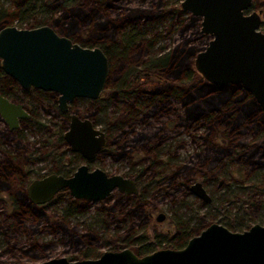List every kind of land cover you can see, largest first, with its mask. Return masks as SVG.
Instances as JSON below:
<instances>
[{
	"label": "trees",
	"instance_id": "1",
	"mask_svg": "<svg viewBox=\"0 0 264 264\" xmlns=\"http://www.w3.org/2000/svg\"><path fill=\"white\" fill-rule=\"evenodd\" d=\"M180 1L139 0L129 5L130 0H0V29L14 23L24 28L48 25L74 41L102 48L109 72L107 87L99 97L107 104H115L107 127L119 130V135H131L125 143L118 144L123 152L149 149L156 133H134L131 124L142 119L139 116L157 118L171 113L170 103L176 101L182 108L185 133L191 138L200 137L206 149L227 153L228 163L237 160L263 167L264 160H258L264 157L263 111L240 85L209 84L194 69V57L203 46L190 43L184 33L191 27L202 41L205 35L199 32V18L184 13ZM173 33L178 34L179 41L171 46L162 43ZM189 128L201 133H189ZM245 129L260 134V138L241 141ZM4 134L19 143L13 134ZM20 160L21 153L0 164V190L12 193L15 189L13 198L18 193L24 195L15 174L11 175L15 162ZM11 203L10 217L17 223L39 218V213L24 200ZM140 206L146 207L143 202ZM195 219L201 224L204 216ZM229 227H235L233 220ZM191 229L195 228L183 230L186 236L193 235ZM0 264L18 263L5 260Z\"/></svg>",
	"mask_w": 264,
	"mask_h": 264
},
{
	"label": "water",
	"instance_id": "2",
	"mask_svg": "<svg viewBox=\"0 0 264 264\" xmlns=\"http://www.w3.org/2000/svg\"><path fill=\"white\" fill-rule=\"evenodd\" d=\"M252 1L181 0L180 6L183 12L200 18V32L209 37L207 46L194 57V69L209 84L240 85L264 113V32L259 30L261 11H251ZM0 67L24 88L58 93L62 110L74 98L97 99L108 72L101 49L81 47L48 26L1 28ZM0 115L9 128L26 116L21 105L1 97ZM64 138L72 149L87 152V156L104 145L103 133L74 115ZM62 189L90 201L103 200L115 189L127 194L137 191L129 178L81 166L70 178L50 176L34 181L28 195L34 203H44ZM190 189L195 196L210 201L201 183ZM37 264H264V226L253 224L246 230L232 231L211 223L181 249H159L143 256L122 249L105 251L95 259L58 257Z\"/></svg>",
	"mask_w": 264,
	"mask_h": 264
},
{
	"label": "flooded vegetation",
	"instance_id": "3",
	"mask_svg": "<svg viewBox=\"0 0 264 264\" xmlns=\"http://www.w3.org/2000/svg\"><path fill=\"white\" fill-rule=\"evenodd\" d=\"M259 1L261 2L259 3ZM262 6H264V0H253L251 11H261L262 17L264 14V8H262ZM50 28L58 36L68 38L70 41L78 44L81 47H98L102 50V48H100L99 46L84 45L80 42L74 41L68 36L58 34L52 27ZM200 34L202 33L200 32ZM108 72L103 89L107 87L106 85L108 81ZM0 97L15 105H21L22 110L26 114V116L18 118L16 126L13 128H9L0 115V121L3 123V126L0 128V164L4 162L3 159L10 158L11 156H17L21 153V160L15 162V165L11 170V175L15 174V182L16 184H18V186H20L22 190H24V195L18 193V195L15 196L17 198H13L14 196L12 195V193L15 191V189L12 193L0 190V201H3L6 207L10 208L9 211H6L9 216L11 214L10 212L13 211V204L11 203L12 200H24V202L28 204V206L32 207L39 213L38 219L31 218L28 220H44V222H46L47 220V222H50L49 216L47 215V213H45V206L49 205L52 202H61L63 206L60 216H62V219H67L70 217L78 218L80 216H83L88 211L90 203L116 198L117 203L105 207L106 209L105 211H103L100 221L102 223L103 230L107 231V229H109V222L106 219V217L109 215L116 216L117 221L118 218H121L120 216L123 215L124 221H127L129 223L134 217H143L146 223V226L144 225V231L145 227H148V224L151 220L154 219L158 223H164L168 219L167 214L160 211L159 209H156V207H154L153 209V207L148 204L149 202L147 201V190L150 187V184H152L153 182L158 183L160 178L172 179L173 177H175V175L177 174H173V169L176 170L180 168H188L180 164L183 163V161H181L180 159L179 161L178 157L175 156L172 151L169 152V149L167 147L165 148L166 150H162L161 145L166 140L165 137H158L155 134V136H152L153 145L149 149L146 148L145 150H136L133 148L132 150H128V153H125L122 151V149L119 148V141L116 139V135H114L115 132H118L119 130L111 129L106 125V122L108 121V119H111L113 113L107 114L106 112H104L103 106L97 107L93 111L90 109V107H85L83 113H81V110H79L80 107L76 104H73L78 98H74L71 102H67V108L62 110L59 108L58 93L50 90L45 91L42 89H37L35 87L24 88L14 78L4 73L2 69L0 73ZM95 100L99 102L105 101L104 99H100V97ZM41 110L45 111L46 113H51V117L47 120V122L43 121V112L41 113ZM73 115L79 118L81 121L88 120L92 124L94 129L99 130L103 133L104 145H102L101 148L94 152L91 156H87V152H80L78 150L72 149L71 145L64 138L65 133L69 130ZM170 115L171 113L161 114L154 119L158 120L161 116H163L165 118L164 122L166 128L170 126V129H173L175 127V124L172 122V119L169 118ZM182 118L183 115L181 116V120L183 121ZM137 120L138 119H136L135 121ZM183 122V124L179 123L177 124V126L181 125L184 127L185 121ZM98 125H101L102 127L98 128ZM4 131L9 133L10 135L13 134L16 139H19V143L15 144L13 139H11V136L6 138ZM191 140L193 142L201 140L202 144L204 143L202 138L200 137L191 138ZM181 145L182 143H179L177 146L181 147ZM197 157L199 158V156ZM108 159H126L128 161L129 167L125 173L121 174L119 171H116V173L111 174L101 168V166L99 165H103ZM175 160H177V163L174 162ZM81 166H86L88 171L101 169L106 172L107 175H120L123 178H129L134 182V186L136 187L137 191L136 193L127 194L115 189L103 200L90 201L83 198H75L74 196L69 194L68 189H62L56 192L50 199L46 200L44 203H34L30 199L28 195V188L34 181H39L50 176L70 178ZM194 168L195 169L191 170L194 172V174L193 172L191 174L190 172L187 173V175H185L184 181L182 180V182L180 183V185H184L186 191H189L192 195L194 194L190 189L191 185L199 182L204 187V181L208 179V176H211L209 173L205 172V170L204 172H202L201 169H196V167ZM168 170L171 172L170 175H167ZM188 175L189 178L187 179ZM197 175L199 177H196ZM204 189L209 195V202H206L202 198H199L195 195L194 196L202 201L201 204H210L212 202V197L205 187ZM142 202L144 203V207L146 206L145 209L140 206V203ZM77 211L80 212L78 213ZM196 216H204V214H196ZM194 222L196 223L197 227H194V225H192V227H194L195 229H191L193 235L190 237L186 236L187 234L183 230H187L188 227L191 226L187 221H184L183 223H181L182 226L176 225V230L175 232H173L174 234H172L171 230H166L165 233H163V236L151 231L150 233L142 231L140 234H135L136 231L133 230V228H131L130 230L131 233H127L129 229L126 228V226L124 227V229L126 228V233L124 232V234L122 235H117V237L108 236L107 234H105L103 237L96 238L92 236L90 239H81V244L84 249L79 250L74 255L68 257L70 259H67L71 261L95 259L105 251H119L122 249H130L138 256H143L159 249H181L186 245L187 241L191 237L198 235L203 230H199L198 227L200 224L196 222V219ZM49 225H51V229H68L65 225H61L60 223H56L55 221H51ZM207 226H205L204 229ZM197 228L198 230H196ZM101 246H104L105 249L97 252L96 249Z\"/></svg>",
	"mask_w": 264,
	"mask_h": 264
},
{
	"label": "rangeland",
	"instance_id": "4",
	"mask_svg": "<svg viewBox=\"0 0 264 264\" xmlns=\"http://www.w3.org/2000/svg\"><path fill=\"white\" fill-rule=\"evenodd\" d=\"M137 1L139 0H130L129 5H133ZM261 19L262 25L259 30L264 32V14ZM200 22L201 20L198 19L199 27ZM13 26L24 28L19 27L16 23ZM184 37L189 38L190 43L193 45L199 47L202 45L203 49L209 41L207 35L202 38V41L195 29L191 27L184 33ZM179 39L178 34L173 33L170 38H164L162 43H167L168 46H171L172 43H176ZM204 42L206 43L204 44ZM139 100L142 101L143 97L139 98ZM112 101L114 102V100ZM73 104L80 107L81 113H83L85 107H90L93 111L97 107L103 106V111L107 114H110L115 108V104H107L106 100L99 102L97 100L78 98ZM170 104L173 109L169 118L175 124L173 129H170V126L166 128L163 116L159 118L160 120L139 116L142 119H138L131 124L138 133H156L158 137H165L166 140L161 145L162 150L167 147L169 152L172 151L178 157V160L183 161L180 164L188 168L173 169V174H177L175 177L172 179L160 178L158 183L153 182L150 184L147 190L148 204L153 209L156 207V209L167 214L168 219L164 223H158L153 219L149 222L148 227H145L144 231L146 223L143 217H134L129 223L124 221L123 215L118 218V221L116 216L109 215L106 217L109 222V229L107 231L103 230L100 221L103 211L106 209L105 207L117 203V199L112 198L106 201L90 203L88 211L83 216L67 219H62V216H60L63 206L61 202H52L45 206V213L49 216L50 222H47V220L46 222L44 220H26L23 224H19L11 219L6 212L10 208L6 207L3 201H0V262L7 260L18 264H37L51 258H68L79 250L84 249L81 239H90L92 236L96 238L103 237L105 234L117 237V235L126 233V228L129 229L127 233H131L130 230L133 228L136 231L135 234H140L142 231L150 233L151 231L163 236L166 230H171L172 234H174L176 225L182 226L181 223L184 221H187L190 226L194 225V227H197L194 222L196 214H204L205 216L199 226V230L204 229L210 223H219L232 231L246 230L255 223L264 226V166L259 167L257 163L244 164L243 161L237 160H233V163H228L230 157L227 153L215 152L210 148L206 149L201 140L193 142L185 133L186 128L181 125L177 126L179 123H184L181 120L182 108L179 103L172 101ZM42 112L43 121L47 122L51 117V113L41 110ZM2 126L3 123L0 121V128ZM101 127V125H98V128ZM128 129V126H126L124 131L127 132ZM191 129L193 128L188 129L189 133H201V131ZM244 131L241 133V141L260 138V134L254 135L249 129ZM120 134H122V131ZM114 135H116L115 137L120 145L131 137L129 134L119 136V131L115 132ZM179 143H182L181 147L177 146ZM258 160L262 162L264 157ZM174 162L177 163V160ZM99 165L111 174L116 173V171L121 174L125 173L129 167L126 159H108L103 165ZM194 167L201 169L202 172L204 170L210 171L209 174L211 176H208V179L204 181V187L212 197L210 204H201V200L189 191L187 192L184 185H180L182 180L184 181L185 175L189 173V169H195ZM170 174L171 172L168 170L167 175ZM196 177L199 176L197 175ZM230 220L234 221L235 227H229ZM51 221L65 225L68 229H51V225H49ZM124 227L126 228L124 229ZM103 249L105 247L101 246L96 250L100 252Z\"/></svg>",
	"mask_w": 264,
	"mask_h": 264
}]
</instances>
